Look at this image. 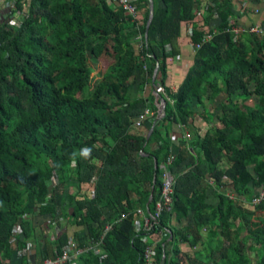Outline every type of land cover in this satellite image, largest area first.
<instances>
[{"label":"trees","instance_id":"1","mask_svg":"<svg viewBox=\"0 0 264 264\" xmlns=\"http://www.w3.org/2000/svg\"><path fill=\"white\" fill-rule=\"evenodd\" d=\"M18 1L17 21L0 19V264L54 258L70 236L102 239L80 264H145L152 235L153 264H264V199L253 203L264 191V35L239 21L243 3L264 0H154L147 42L149 0L136 2L139 26L107 0ZM207 35L173 90L177 41ZM145 109L155 116L136 126ZM173 124L190 134L178 147ZM171 154L172 204L136 231Z\"/></svg>","mask_w":264,"mask_h":264},{"label":"built area","instance_id":"2","mask_svg":"<svg viewBox=\"0 0 264 264\" xmlns=\"http://www.w3.org/2000/svg\"><path fill=\"white\" fill-rule=\"evenodd\" d=\"M5 1V6L7 7L6 11H0V19H8L10 22H16L15 16L20 15L22 12H19L16 10L17 3L19 2L18 0H4ZM108 4H113L117 6L118 8H122L126 13L131 15L135 22L137 23V26L141 25V22L139 21L138 18V8L136 6V2L138 0H107ZM136 29H138L136 27ZM236 34L240 32V30L237 27H233L232 29ZM248 31L252 34L262 36L264 35V25L261 24H255L254 26H250L248 28ZM211 39V35H207L200 43L198 44H190L192 51H196L197 49L200 48V46L204 43L207 42L208 40ZM135 40L137 42V46H141L142 42V35L138 34L135 37ZM154 93L156 96L158 95H164L165 96V88L162 85H157L156 88L154 89ZM167 100L172 103V101L167 98ZM160 111V108L157 110L156 114L158 116V113ZM155 116V112L151 111L150 109H145L142 115L139 116L137 121H135V125L139 126L140 122L142 119H151ZM156 116V117H157ZM190 134L188 132H185L183 134V139L185 141L189 140ZM174 156L171 154L168 156L166 159V163L164 165H161V168L163 169V174H162V185L160 188V194L159 198L155 204V209L154 213L150 216V219L147 218L146 216L143 215V212L141 210H137V214L139 215V219L135 222V230L140 231V230H145L146 232L151 231L153 226L155 225L156 221L159 219L161 213L163 210L168 209L171 204H172V196H173V186L175 183V177L171 174L170 171L166 169V165L171 164L173 161ZM264 199V191L260 192V195L253 200L254 204L259 203L261 200ZM122 218H125L124 215L121 216ZM111 229V225H106L105 231H109ZM18 227L15 228V231H18ZM154 237H148V240H152V243L155 245L156 241L153 238H156V235H152ZM158 239V238H157ZM102 244V239L99 240L96 243H88L86 246H79L78 243L71 238V236L68 238L67 243L63 246L62 251L57 254L54 258H46L41 262H36L32 261L31 259H27L26 264H80L78 261V257L83 254L84 252H88L90 250L93 251V253L98 254L100 249L99 245ZM151 244V246L153 245ZM28 246L31 247L30 244ZM149 246L145 253H144V260L145 264H153V256H154V251L152 247ZM23 254L26 253L27 256L30 254L29 248L27 249V252L25 250L21 251ZM21 252L18 251L17 255L21 256Z\"/></svg>","mask_w":264,"mask_h":264},{"label":"crops","instance_id":"3","mask_svg":"<svg viewBox=\"0 0 264 264\" xmlns=\"http://www.w3.org/2000/svg\"><path fill=\"white\" fill-rule=\"evenodd\" d=\"M236 2V0H235ZM243 7L248 8L246 13L242 14V17L239 18L241 24L250 26L251 24H261L264 23V3L259 5H247L246 3L242 4ZM240 8V6H238ZM139 21L142 22L143 17L138 16ZM179 55L178 59L171 58L168 60V77L167 84L173 90L176 89L177 85L181 83L183 78L185 77L189 67L192 63V56L194 55L191 45L186 42L184 38H181L177 41ZM133 94L137 95L136 87L132 90ZM216 106V104H215ZM197 120V119H196ZM167 126V122L165 124ZM197 126H201L204 129L203 122L196 121ZM174 126V127H173ZM172 130L174 133V138L172 137V142L174 147L180 146L182 143H186L183 139V134L187 132V130L182 129V127L178 124H173ZM177 127V128H176ZM177 129V131L175 130ZM177 135V137H175ZM172 136V135H171ZM185 246H181V248L185 249Z\"/></svg>","mask_w":264,"mask_h":264},{"label":"water","instance_id":"4","mask_svg":"<svg viewBox=\"0 0 264 264\" xmlns=\"http://www.w3.org/2000/svg\"><path fill=\"white\" fill-rule=\"evenodd\" d=\"M149 3H150V15H149V18H148L147 23H146V33H145V41L146 42H147V39H148L149 27H150V24L152 22V19H153L154 15H155V3H154V0H149ZM157 71H158V69L156 67L155 70H154V73H153V81L155 80V77L157 75ZM163 115H164V106H162L160 108V111L158 113V116H157L156 120H159ZM152 131H153V127L149 130L147 138L150 137ZM156 168H157V163L155 161V169ZM155 180H156V175H154V178H153V187H154V184H155ZM153 187H152V191L150 193V197H149L147 206H149V204H150V202L152 200V197H153Z\"/></svg>","mask_w":264,"mask_h":264},{"label":"rangeland","instance_id":"5","mask_svg":"<svg viewBox=\"0 0 264 264\" xmlns=\"http://www.w3.org/2000/svg\"><path fill=\"white\" fill-rule=\"evenodd\" d=\"M195 52V51H194ZM193 52V53H194ZM175 59H178V56H175L174 57ZM171 59V58H170ZM93 66V70L91 71L90 73V80H89V86L87 88V92L86 93H89L92 88L94 87V84H96V82L101 78V75L102 73L104 72V64L98 60L97 63L95 64H91ZM172 104V103H171ZM248 104H251V102L249 101ZM207 106H209V104H207ZM210 108V107H209ZM198 111H200V108L197 109ZM157 118V117H156ZM166 124V123H164ZM174 127V126H173ZM177 128V127H176ZM171 130H172V127H171ZM177 131V129H175ZM174 132L172 131V137L174 138ZM189 133V132H188ZM175 137H177V135H175ZM38 223L41 222L42 220H37ZM57 229L56 228H51V233H55ZM183 249V248H182Z\"/></svg>","mask_w":264,"mask_h":264},{"label":"clouds","instance_id":"6","mask_svg":"<svg viewBox=\"0 0 264 264\" xmlns=\"http://www.w3.org/2000/svg\"><path fill=\"white\" fill-rule=\"evenodd\" d=\"M84 155H85V156H87V155H88V153H87V152H85V153H84Z\"/></svg>","mask_w":264,"mask_h":264}]
</instances>
